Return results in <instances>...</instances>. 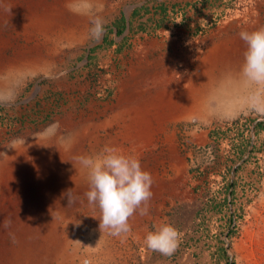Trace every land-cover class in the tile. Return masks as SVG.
Instances as JSON below:
<instances>
[{"label": "rangeland", "instance_id": "obj_1", "mask_svg": "<svg viewBox=\"0 0 264 264\" xmlns=\"http://www.w3.org/2000/svg\"><path fill=\"white\" fill-rule=\"evenodd\" d=\"M84 1L71 7L69 0H44L24 7L14 20L0 21V55L5 59L0 64V106L8 121L0 126V161L22 143L43 139L53 150L71 144L67 168L83 175L85 184L89 168L82 159L93 163L105 146H113L136 156L151 173L152 196L141 205L147 213L138 208L128 218L129 230L118 235L100 227L99 205L86 194L63 197L58 209L43 216V226H55L60 238L38 264H226L216 255L212 231H220L208 212L210 195L199 187L206 179L214 180L209 184L213 191L222 184L216 156L223 147L210 139V130L241 116L255 120L253 125L264 121V85L242 75L247 46L239 35L264 28V0ZM159 3L178 5V26L155 31ZM145 4L153 12L134 22V35L126 31L131 41L122 53L98 48L117 19L126 16L130 27L132 12ZM32 15L42 19L32 20ZM97 21L103 28L100 39L93 32ZM124 36L113 35L118 43ZM146 101L156 107L144 113ZM230 105L234 110L225 113ZM141 116L148 124L130 129ZM248 156L232 170L234 180L243 164L238 202L246 217L239 224L240 235L230 238L224 231L218 236L237 264H264V177L258 180L252 163L257 159L245 163ZM34 158L25 161V174L10 178L0 173L1 221L20 196V185L35 186ZM259 159L264 174V152ZM199 170L205 173L202 179ZM161 224H171L177 232L171 254L146 245L148 232ZM13 239L8 236L9 244Z\"/></svg>", "mask_w": 264, "mask_h": 264}, {"label": "bare ground", "instance_id": "obj_2", "mask_svg": "<svg viewBox=\"0 0 264 264\" xmlns=\"http://www.w3.org/2000/svg\"><path fill=\"white\" fill-rule=\"evenodd\" d=\"M43 1L44 0H0V21L6 19L14 20L17 18L18 13L24 10V7H32L30 5H38ZM84 2L86 1L69 0L71 7ZM31 19L35 20L42 18L38 15H32ZM31 51L35 52V49H31L29 52ZM3 60H5L4 57L0 55V64H2L1 62ZM161 99L162 98H160V100ZM152 107H156L153 105L152 101H146L144 108H141V110L143 109L142 111L147 113L146 111L149 110V108L152 109ZM234 108V105H230L223 109V111L228 113L234 110ZM144 123L148 124V120L146 116H141L140 119H136V122L133 125H129V127L131 129V127L136 125L135 128L140 129L143 127ZM39 140L30 142L29 145L23 143L17 145L13 151L8 152V150L3 160L0 161V173H6L12 178L13 176H18L19 173L25 174V172L28 171V166L24 163H26L25 161L29 159L30 156L34 155L35 163L33 166H35L36 176L35 181L32 179V181L35 182L34 187L28 188L23 184L20 185V196H18L16 202L12 201L13 203L11 202L12 204L9 207L7 206L8 209L5 212V216H2V221L0 220L2 222L0 225V264H38L41 259L47 257L50 253L52 254L57 239L59 241L60 237L59 234L57 235V233L52 230L55 226H43V216L47 212L58 209L63 197L74 194L79 195L81 193L86 194L90 190V183H83V179L85 178L83 175L80 173L74 175V173L69 172L68 168L70 165L68 160L70 155L68 151H70L69 147H73V145L58 144V147L56 146L57 149L53 150L48 145L42 144L43 139H41V141ZM75 143L77 145V140ZM52 146L54 147V144H52ZM2 174H0V178ZM85 175L88 176V174ZM9 235L13 236L15 239H13L14 242H12V244H9V240H7Z\"/></svg>", "mask_w": 264, "mask_h": 264}, {"label": "trees", "instance_id": "obj_3", "mask_svg": "<svg viewBox=\"0 0 264 264\" xmlns=\"http://www.w3.org/2000/svg\"><path fill=\"white\" fill-rule=\"evenodd\" d=\"M117 1L120 0H112L111 4L116 3ZM197 1L200 2L201 0ZM189 5L192 6L193 4ZM177 7L178 5L168 6L165 3L157 4L154 10V15L158 16L160 20H158L156 23L155 31L163 28L169 30L171 29L172 25L174 27L178 26V19L182 14H180L181 10L177 9ZM152 12L153 11L146 4L136 7L131 15L130 27L128 26L129 21L126 16H122L121 18L117 19L107 32L104 44L99 45L98 48L107 46L111 49H114L116 53H122L129 46L131 41L130 36H124L126 31L130 30V34L134 35V32L136 31L134 22L141 17L152 14ZM221 18L222 17H219V20ZM217 22L218 21L215 20V23ZM139 29H141L143 32H148L147 28L144 26H141ZM200 32H202V30H198L197 34ZM115 34L117 36H124V39L118 43L113 37ZM98 67L99 66L97 65L93 66V68L96 69ZM6 118L7 117L5 116L4 108L0 106V126L8 125ZM254 122L255 120L241 116L234 120L219 122L210 130L209 133L210 139L215 144L223 147L222 155L216 156L217 166L220 167L219 174L222 179V184L219 186V189L213 191V187L211 188L209 184L214 182V180L209 181V179H206L204 184L199 183V185L201 184L199 188L204 187L207 189L206 195H210L207 205L208 207H211V209L208 210V212L213 214L211 217L216 218L217 223H215L214 226L215 230H219V234L222 235L225 232H228V236L230 238L240 235L239 224L241 223L242 219H245L246 217L244 206L238 202V193L242 180L240 177V171L242 170L243 164L237 169L235 179L232 180V170L234 164L239 160L244 159L249 154L245 163L252 162L257 159L252 163H255L258 168L256 170L259 171L258 180L261 181L264 177L259 159L260 154L264 152V121H259L253 125ZM253 133L256 136L255 142H253ZM198 172L199 175L201 174V176H198V179L205 177V173H201L200 170ZM201 200L203 202V199ZM251 200L252 199H249V202ZM205 222L206 221L203 223ZM203 230L209 232L208 229L204 228ZM212 234L213 239L218 241L216 250L218 261H224L226 264H237L236 261L231 260L225 247V242L221 239V235L218 236L219 234L217 235L214 230L212 231Z\"/></svg>", "mask_w": 264, "mask_h": 264}, {"label": "clouds", "instance_id": "obj_4", "mask_svg": "<svg viewBox=\"0 0 264 264\" xmlns=\"http://www.w3.org/2000/svg\"><path fill=\"white\" fill-rule=\"evenodd\" d=\"M96 39L102 37L100 21L93 29ZM240 38L246 44L242 75L248 82L264 85V28L254 31L242 30ZM89 168L90 190L86 193L90 203L101 210L100 227L120 234L129 230L128 218L152 196V175L142 167L134 155L124 154L113 146H105L100 157L93 163L81 161ZM177 232L171 224L154 227L145 237L147 247L164 254H171L176 247Z\"/></svg>", "mask_w": 264, "mask_h": 264}, {"label": "water", "instance_id": "obj_5", "mask_svg": "<svg viewBox=\"0 0 264 264\" xmlns=\"http://www.w3.org/2000/svg\"><path fill=\"white\" fill-rule=\"evenodd\" d=\"M128 19V18H127Z\"/></svg>", "mask_w": 264, "mask_h": 264}]
</instances>
